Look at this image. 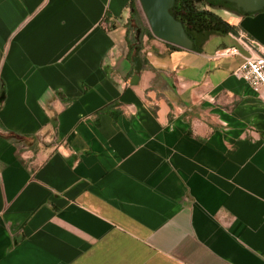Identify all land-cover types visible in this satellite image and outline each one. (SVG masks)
<instances>
[{"label":"crops","instance_id":"0c3cea01","mask_svg":"<svg viewBox=\"0 0 264 264\" xmlns=\"http://www.w3.org/2000/svg\"><path fill=\"white\" fill-rule=\"evenodd\" d=\"M132 1L0 0V264H264V10L132 85Z\"/></svg>","mask_w":264,"mask_h":264},{"label":"trees","instance_id":"16d2710c","mask_svg":"<svg viewBox=\"0 0 264 264\" xmlns=\"http://www.w3.org/2000/svg\"><path fill=\"white\" fill-rule=\"evenodd\" d=\"M206 7L213 10H229L241 15H251L254 13H244L236 6L224 0H181L170 9V14L177 21L181 22L186 36L192 41V50L201 51V46L211 36H226L232 30ZM264 10V9H263ZM131 18L126 25V41L130 50V57L136 48L141 49L143 37L152 38L148 26H146L141 14L139 13L134 1L131 3ZM170 49H178L175 46L166 44ZM140 52V51H139ZM107 111V108L103 110Z\"/></svg>","mask_w":264,"mask_h":264},{"label":"water","instance_id":"95a60500","mask_svg":"<svg viewBox=\"0 0 264 264\" xmlns=\"http://www.w3.org/2000/svg\"><path fill=\"white\" fill-rule=\"evenodd\" d=\"M146 18L152 36L177 48L191 51L192 41L186 36L181 22L170 14L174 0H138ZM214 1V0H207ZM232 3L244 13H256L264 9V0H224ZM140 48H136L132 57L134 76L132 85L139 79L142 64L139 58Z\"/></svg>","mask_w":264,"mask_h":264},{"label":"built area","instance_id":"2783aa9c","mask_svg":"<svg viewBox=\"0 0 264 264\" xmlns=\"http://www.w3.org/2000/svg\"><path fill=\"white\" fill-rule=\"evenodd\" d=\"M237 41L247 55H242L236 47L224 48L214 53V60L241 57L242 63L235 72L252 89L261 93L264 104V53L256 54V46L243 35L237 36Z\"/></svg>","mask_w":264,"mask_h":264},{"label":"rangeland","instance_id":"374dc122","mask_svg":"<svg viewBox=\"0 0 264 264\" xmlns=\"http://www.w3.org/2000/svg\"><path fill=\"white\" fill-rule=\"evenodd\" d=\"M133 1L135 2L136 6H137V9H138L139 13L141 14V16H142V18H143V20H144L146 26H148L147 21H146V18H145V16H144V13H143V10H142V8H141V6H140L139 1H138V0H133ZM206 9H207V10H208V9H209V10H212V9L209 8V7H206Z\"/></svg>","mask_w":264,"mask_h":264},{"label":"flooded vegetation","instance_id":"af4514ba","mask_svg":"<svg viewBox=\"0 0 264 264\" xmlns=\"http://www.w3.org/2000/svg\"><path fill=\"white\" fill-rule=\"evenodd\" d=\"M179 1H181V0H174V4H173V6H174V5H177V3H178ZM188 1H189V0H188ZM208 11H210V10L208 9Z\"/></svg>","mask_w":264,"mask_h":264}]
</instances>
